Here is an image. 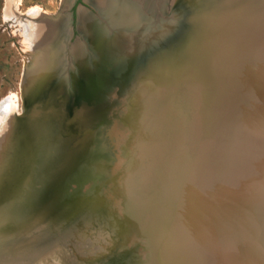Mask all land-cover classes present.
Masks as SVG:
<instances>
[{"label":"rangeland","instance_id":"rangeland-1","mask_svg":"<svg viewBox=\"0 0 264 264\" xmlns=\"http://www.w3.org/2000/svg\"><path fill=\"white\" fill-rule=\"evenodd\" d=\"M142 1L133 6L140 17L127 28L105 17L89 0H0V100L11 96L19 104V114L0 133V264H153L148 253L155 249L163 250L167 264L173 257L191 264H259L247 255L228 258L229 247L238 254L231 247L237 242L231 236L229 240L222 212L232 202L225 187L229 181L234 185V179H228L235 173L237 181L264 152V0H212L209 8L207 0ZM193 9H202L205 18L192 21ZM79 11L109 39L111 54L114 43L119 50L124 42L112 39L117 32L126 33L123 28L129 39L144 25L153 35L169 25L174 38L184 30L170 53L182 60L179 77L174 79L169 67L163 95L131 103L144 84L166 78L151 81L147 73L137 77L132 88L125 90L118 82L109 86L113 82L107 83L111 80L106 70L97 73L100 51L79 31ZM179 16L185 19L183 27H173ZM236 17L240 23L230 22ZM204 21L213 27L229 22L216 28L221 26L219 32L230 41H235L232 33L245 28L241 36L252 35L255 42V54L247 51L244 62L236 59L240 67L227 79L223 73L218 81L211 78L217 68L209 49L187 60L189 51L202 49L206 42ZM49 22L63 25L62 41L55 47L49 40L40 43L52 48L53 62L61 64L58 74L50 71L31 82L30 64L37 49L24 39L23 26L31 25L41 39ZM192 27L198 29L190 36ZM230 41H225L228 49ZM76 54L90 64L84 84L91 89L82 87L78 93L81 86L75 83L76 89L64 93L67 102L56 96L51 100L65 107L53 102L41 106L49 92L45 87L62 89L64 77L83 80ZM165 61L156 62L151 71ZM95 75L106 77V90L99 88ZM78 95L70 108V100ZM134 104L141 106L135 105L127 117ZM256 185L262 186V195L264 180ZM260 197L251 215L257 221L252 228L256 246H264V194ZM242 207L239 214L235 210L239 217L245 216ZM153 221L162 230L155 229ZM243 232L242 241L250 232L246 224Z\"/></svg>","mask_w":264,"mask_h":264},{"label":"bare ground","instance_id":"bare-ground-1","mask_svg":"<svg viewBox=\"0 0 264 264\" xmlns=\"http://www.w3.org/2000/svg\"><path fill=\"white\" fill-rule=\"evenodd\" d=\"M89 1H90V3L92 4V6L94 8H96L105 17H108V19H111L112 22H114L115 24H118L119 22H123L124 24L127 25V28L130 27V24H132L134 21H136V18L140 17V15L138 14L139 11H138V13L136 11L138 9H135L134 7L136 6L138 8L137 5H140L143 2L142 0H89ZM207 1H208L209 4H207L206 8H209V6H211V4H212V0H207ZM235 10H236V12H240L241 7L237 6L235 8ZM196 12H197L196 18L192 19V21L202 20V19L205 18V14L203 13L202 9L200 11L196 10ZM28 13H29V11H28ZM236 19H238V17L230 20V22L240 23V22H237ZM250 19L253 22L254 18L251 17ZM220 24L221 25L222 24L227 25V24H225L223 22L216 23V25H218V26ZM78 25H79V31L88 38V41L90 42V47L96 52L100 51L99 53H100L101 61H100L99 65H101V70H99V72H97L99 74L103 70H106V67L110 66V64H108V62H107V58L111 54L110 51L107 49L108 48L107 46L110 47V45H111V44L109 45L110 41H109V39L105 38L106 37L105 35L103 36L100 33V29L97 26H95V24L93 23L92 19L89 18L86 15V13H82L81 11L78 12ZM202 25H206L205 27L203 26L204 31H205V35H204L205 36V40L204 41H206V42L204 43L202 49H199V47H197L196 49L193 48V50H191L192 53H191V51H189L190 53L189 52L187 53V56H188L187 60H193V59H195L196 56L202 55V53L199 52L200 50H203L205 48H206V50L209 49V51H211L214 54L215 59H213V60H215V65H216V68H217L215 71L210 73L211 74V78L214 81H218V79L220 78V74L221 73L225 74L226 79H227V77L229 75H231L232 72L238 70L239 67H240V66H238V67L236 66V59L237 60H242V62H244V58L247 57V51H248V53L251 52L252 54H255V51H257L256 46H255V42H252L250 40L252 35L249 36L248 38L243 37L244 35L241 36V33H242L243 30H245V28H240V31L237 30L235 33H232L234 35V37H235V41H234V39L232 41H230L229 39H225L226 38V34L224 32H223V34H222V32H219L221 26H220L219 29H217L218 26H216L217 28L213 27L214 25L212 23L208 22V21L207 22L206 21L202 22ZM250 25H251L250 27L254 28V26H253L254 22L251 23ZM46 26L48 27V32L46 34L42 35L41 39L36 38V35H35L36 34V29L35 30H31L30 29L31 25L26 24L25 26H23V27H25V30H24V33H23L24 39L25 40H29L32 43V45H35V47L37 49V57L30 64V70L29 71H30V74H31V77H32L31 78V82L32 81L35 82L37 79H39L43 75H46L47 73L49 74L50 71H52V73L57 71L58 67L61 64L59 62H57V63L53 62V60H54V50L52 48H50V47L48 48L47 47L48 45L46 47L43 46L42 43H40V41L42 39L45 40V41L49 40L48 42L54 43V47H55V45L60 44V42L62 41L61 39L63 38L61 36V35H63L62 34L63 25H61L60 23H54V22L50 23L49 22V23H47ZM124 27H126V26H124ZM222 27H224V26H222ZM127 28L126 29L123 28L126 31V33L122 32L123 34H121L120 32L119 33L117 32V34H113L112 39H114L116 42H119V43H121L123 41H126V40H123V38L126 39L127 37H129V35H127ZM195 28H197V27H192L190 36H193V32H196V31H194ZM253 28H251L252 29V33H253ZM116 29H119V28H116ZM134 31H136V30H134ZM220 34H222V35H220ZM190 36L188 37V39L184 43L189 42V40L191 39ZM120 40H123V41H120ZM222 40H224V43L221 44V46H219V48L216 49L214 47V45H218L217 42L218 41H222ZM225 41H230L231 42L229 44L230 45L229 49L227 48V46H225V44H226ZM184 43L182 45H184ZM45 48H48V49H45ZM118 48H119V45L114 43L113 48H111V52L112 53H117ZM182 48H183V46H182ZM210 48L213 49V50H210ZM77 49L74 48V51H76ZM220 49H221V51H219ZM101 50H103L104 52H102ZM197 53H200V55H198ZM226 54H227V56H226ZM76 57H77L76 69H78V71L80 70V73L82 72V74H83V76L81 75L82 79L84 80V83H87L90 76H88L89 71H86V70H88L86 65L90 66V64H89V62H85V59L81 56V54H76ZM95 61H94V64H95ZM181 61L182 60L180 59V57L178 58V55L174 54L169 60H167L163 64L159 65L156 68V70L151 74L150 79H151V81L154 80V79H157V78L160 79V77L166 78V79L157 80L156 82L152 81L151 83L144 84V86L141 87L138 90V92L136 93L135 97L133 98L134 100H132L131 103H133V102H135L137 100H140V99L147 100V98H150V96H152L150 94H155L154 97H157L160 94L163 95L164 92L167 91L165 88H167V83H166L167 81L166 80H167V75H168L167 73L169 71V67L173 68L174 79H177L179 77V74H180V71H181V64H182ZM80 68H82V69H80ZM56 74H58V71H57ZM41 79H44V78H41ZM96 79H98V81L100 82V84H98V85H102V84H104L106 82V77L104 78L103 75L97 77ZM226 79H225V82H226ZM48 81L50 82V80H48ZM62 81H63L62 89H61L60 86L58 88L62 95H64L65 91H69V87H73L74 89H76L75 83L77 85H80V82L79 81H75L72 77H70L69 80H68V78L66 80V78L64 77L62 79ZM65 83L67 85L66 90H65V86H64ZM217 83H219V82H217ZM146 86H148V87H146ZM86 89H88V88H86ZM135 105H140V104L132 105V107L128 110V116L127 117H129L131 115L132 110H133ZM141 105H142V103H141ZM143 106H145V105L143 104ZM17 114H19V104L16 101H13L11 99V96H6V97H4V98H2L0 100V133H1V131L6 130V129H8L10 127L12 119H13V116H15ZM211 118H212V116H211ZM255 129H257V128H255ZM253 131H255V130H253ZM252 133H254V132H252ZM123 135H124V129L122 127L121 128V136H123ZM259 140H260V138L258 139V141ZM263 144H264V141H263ZM256 162L257 163L254 164V166L251 168V170L249 172H244V174L242 176H239V174H238V179H236L237 181H235V173L233 174V176L231 178L228 179V180L234 179V185L231 184L232 182L230 183V181H229V184L227 183V186L225 187V189H226V194L225 195L230 194L231 195L230 197H232V199H231L232 202L231 203L228 202V204H230V205H228L229 207L228 206L225 207L224 204H223L224 209H223L222 214L224 215L225 220H226V222H227V224L229 226L228 233H227V236H229L228 237L229 240H230V236H231L233 238L232 241L236 240L235 242L238 243V244L236 243L235 246L234 245L231 246V247H236L237 248L238 254H237V252L236 253L234 252L235 248L233 249V248H230L228 246L229 247L228 258L230 256H232V257L235 258V260H239L241 258H245L246 259V257H244V256L247 255V256L251 257V259L253 260L254 263L264 264V252L262 251V248L264 246H256L254 240L252 239V236H253L252 233L254 232L252 228L255 227V225H253V224H256L257 221H255L254 217L251 216V215H253L252 210L254 208V205L256 204L257 197H260V196H262L264 194L263 193L262 195H260L262 193V191H263V188H262L263 182L260 183L262 186L260 185L259 188H257V185H256L259 182V180L260 181L264 180V171L262 172V165L264 164V152H261V154L259 152L258 156L256 157ZM207 174L208 173H206V175ZM200 183H202V182H200ZM236 187H238V188H236ZM242 205H243V207H242L243 211L242 212H244L245 216L239 217L240 215H237V213H235V210L239 214L241 208L238 209V206H242ZM249 217L250 218L252 217L251 218L252 220H250ZM262 220H263V229H264V215L262 216ZM155 221H153V223ZM250 221H253V223L252 224L249 223ZM156 223H158V222H156ZM245 224L247 225V228L250 230V232L248 233L247 240H243L242 241V239H244V233L245 232H243V228H244ZM155 226H156V224L154 225V227ZM154 227H153V229H154ZM156 228H160V227L158 226V227H155V229ZM257 232H258V234L256 233L257 235L261 234V232H259V230ZM164 235H165V233H164ZM260 237H261V235H260ZM256 238L254 237V239H256ZM160 239H162V238H160ZM166 242H168V241H166ZM161 244H164V243H161ZM232 244H233V242H232ZM236 245H240V246H236ZM245 245H247V246H245ZM199 253L201 254L200 249H199ZM148 254H149L150 257H152L153 264H167V259L168 258L167 257L165 258V254H164L163 250H157V249L151 250ZM214 259H216V258H214ZM219 260L221 261V259H219ZM222 260H223V258H222ZM146 261H148V258L146 259ZM230 261H231V259H230ZM232 261H231L230 264H232ZM170 264H191V263L190 262L181 263V262L178 261L177 258L173 257L171 262H170ZM216 264H218V263H216ZM233 264H235V263H233Z\"/></svg>","mask_w":264,"mask_h":264},{"label":"water","instance_id":"water-1","mask_svg":"<svg viewBox=\"0 0 264 264\" xmlns=\"http://www.w3.org/2000/svg\"><path fill=\"white\" fill-rule=\"evenodd\" d=\"M194 15L196 16L197 12H196V10L194 12V9H193V16ZM181 16H179V18H177L178 21L176 24L173 25V27L176 25L179 28L183 27L182 22H185V19H183ZM183 17H185V15ZM167 27L169 28V25ZM173 27H171V28H173ZM167 29L165 31H162L160 33L158 32L157 34L153 35L150 32H148L147 30H145V25H144V26H142V28L134 31L131 34L132 38L129 39V37H127L126 41H124L126 43L123 42L120 45V49L117 51V53H112L107 58V62H108V64H110V66L106 67L105 73L108 74V77H110V80H111V81H109V79H108L107 83L113 82L109 86H112L115 82H118V83L122 84V87L125 90L127 88L129 89L130 87L132 88L134 86L133 84H134L135 80L137 79V77H139L143 74H147V73H149L150 77H151V74L156 70L155 69V70L151 71L152 67L154 66V64L156 62H162L165 60H169L174 55L173 54L171 56V54H170L172 52L173 48L177 45L178 42H180L181 38H183L184 30L180 29L179 32L182 33V35H180V36L177 35L178 37L175 36V38H174V37H172L173 35L171 36L170 34H168L170 32ZM173 38H174V40H173V42H171L170 40H172ZM123 40H125V39H123ZM132 41H133V43H132ZM167 42L169 43L168 45H166ZM155 52H157L156 55L154 54ZM140 64H141V66H140ZM161 64H163V63H161ZM95 77H96V75L93 78L94 80H96ZM79 81H80V85L81 84H83V85H81V88H79V90L77 89L78 93L84 87L85 88L88 87L86 84L84 85L83 80H79ZM58 82L60 83V80ZM107 83L105 82L104 84L100 85L99 88L100 89L102 88V90L103 89L106 90V88H104V87H105V84L107 86ZM90 87H88V88H90ZM58 88H59V85L54 86L52 84L49 88L45 87L43 89V91L45 89H47V90H49V92L47 93V95L44 96V100H43L44 102L43 103L41 102L42 104L40 103L41 106L45 107L49 104V102H53L51 100L54 99L55 96H56V99H58V100L62 99L61 97H63V101L65 100L64 95L61 94V92ZM93 92H95V88H93ZM107 92H109V90ZM82 96L85 97L86 95L84 94ZM77 99H79V95H78V97H75V99L73 98L72 100H70L71 101L70 105H69L70 108L76 103L75 101H78ZM64 102H67V101H64ZM64 102L56 101V102H53V104L65 107V105L63 104Z\"/></svg>","mask_w":264,"mask_h":264}]
</instances>
